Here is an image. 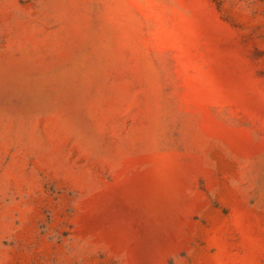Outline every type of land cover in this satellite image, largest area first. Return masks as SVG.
<instances>
[{
	"label": "rangeland",
	"instance_id": "1",
	"mask_svg": "<svg viewBox=\"0 0 264 264\" xmlns=\"http://www.w3.org/2000/svg\"><path fill=\"white\" fill-rule=\"evenodd\" d=\"M0 264H264V0H0Z\"/></svg>",
	"mask_w": 264,
	"mask_h": 264
}]
</instances>
